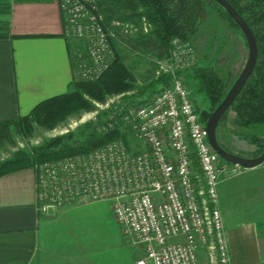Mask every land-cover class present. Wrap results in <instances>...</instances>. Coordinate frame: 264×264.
Here are the masks:
<instances>
[{"label": "built area", "instance_id": "1", "mask_svg": "<svg viewBox=\"0 0 264 264\" xmlns=\"http://www.w3.org/2000/svg\"><path fill=\"white\" fill-rule=\"evenodd\" d=\"M66 33L84 42L74 52L76 76L99 79L115 59L113 39L142 29L133 21L107 22L98 0H58ZM118 39V38H117ZM169 75L151 98L117 105L101 125L127 134L89 152L37 163V208L45 215L97 201H109L125 235L143 249L134 264H232L220 205L225 175L242 171L226 162L209 141L206 123L184 81L195 65L190 40L174 37L169 55L156 61ZM96 119V118H95Z\"/></svg>", "mask_w": 264, "mask_h": 264}, {"label": "crops", "instance_id": "2", "mask_svg": "<svg viewBox=\"0 0 264 264\" xmlns=\"http://www.w3.org/2000/svg\"><path fill=\"white\" fill-rule=\"evenodd\" d=\"M9 9L0 17L10 33L0 38V123L67 93L75 78L59 1H13ZM219 197L232 264H264V164L221 181ZM36 204L33 166L0 177V264H109L96 249L79 253L70 238L68 247L54 248L53 215Z\"/></svg>", "mask_w": 264, "mask_h": 264}, {"label": "trees", "instance_id": "3", "mask_svg": "<svg viewBox=\"0 0 264 264\" xmlns=\"http://www.w3.org/2000/svg\"><path fill=\"white\" fill-rule=\"evenodd\" d=\"M13 1L29 0H0V13H9ZM228 1L250 25L259 48L258 61L252 75L217 127L219 143L231 152L218 136L220 126L230 110L236 114L233 120L236 126L261 128L264 131V0ZM98 5L107 22L119 19L133 21L142 26L146 21L148 31L141 28L136 38L129 43H133L134 48H141L145 53L156 52L160 59L163 55H169L174 37L191 41L206 20L210 9L227 20L230 26L240 29L226 9L215 0H98ZM9 34V23L0 21V38L8 37ZM67 39L73 59L74 52L84 47V42L77 38L78 41H72L75 37L69 35ZM112 42L115 59L111 67L99 79L84 80L77 77L74 64L75 78L71 82L70 90L41 101L27 115H20L11 121L0 123V141L7 140L12 135L13 129L26 136L33 134L36 125L52 129L73 115L91 110L94 100L103 102L112 94L131 91L136 81L135 74L126 63V55L122 52L123 45H120L117 39H113ZM189 70L193 71L192 76L197 81L196 91L205 94L210 102L211 112L207 115L201 114L202 120L207 122L238 77L233 78L230 68L218 71L215 66L194 65L182 73L184 81L185 73ZM170 79L169 75L158 77L162 86L168 85ZM113 111L114 109L106 111L100 115L104 117L86 123L81 127L79 136L69 131L33 147L32 151L19 150L11 157L0 160V177L15 170L32 167L37 163L89 152L115 138L123 137L128 143L127 134L118 127L108 132L100 129V125L113 114ZM244 136L258 148L252 157H257L264 152V136L256 132L246 133ZM245 169L247 168L242 167V171Z\"/></svg>", "mask_w": 264, "mask_h": 264}, {"label": "rangeland", "instance_id": "4", "mask_svg": "<svg viewBox=\"0 0 264 264\" xmlns=\"http://www.w3.org/2000/svg\"><path fill=\"white\" fill-rule=\"evenodd\" d=\"M0 17H6V15L0 14ZM118 36L116 39L120 45H123L122 52L126 55V63L135 74L136 81L133 89L125 93L112 94L103 102L94 100L91 110L73 115L52 129L36 125L35 131L30 136L22 135L13 129L12 135L7 140L0 141V160L11 157L19 150L32 151L33 147L69 131L79 136L81 127L90 121L99 120V117H104L100 116L102 113L115 109L117 105L141 103L160 90L162 85L158 81L159 67L156 61L161 57L154 51L145 53L141 48H134L133 43L129 42L136 38V34ZM191 41L195 47V65L215 66L218 71L230 68L235 79L247 63L249 47L243 32L230 26L228 21L213 9L209 10L206 20ZM163 56L167 57L168 54ZM192 72L189 70L185 73V84L191 90L200 114L207 115L211 112L210 102L205 94L196 91L197 81L192 76ZM235 115L232 110L228 112L220 126L219 139L232 153L252 157L258 148L244 135L256 132L264 136V131L261 128L236 126L233 122ZM240 173L242 171L229 173L221 181L224 182L227 178ZM51 218L55 221L51 229L52 232L54 231L53 247L56 249L68 247L71 243L66 242V238H70L77 243L79 253L84 251L90 253L96 249L109 264H113L114 260L116 264H134L144 254L142 247L124 234L114 217L109 201H97L72 207ZM128 261L130 262L126 263ZM198 264H210L206 252L201 253Z\"/></svg>", "mask_w": 264, "mask_h": 264}, {"label": "water", "instance_id": "5", "mask_svg": "<svg viewBox=\"0 0 264 264\" xmlns=\"http://www.w3.org/2000/svg\"><path fill=\"white\" fill-rule=\"evenodd\" d=\"M215 1L220 3L226 9V11L232 16L234 21L240 27L248 43L249 56L243 71L240 73V75L232 85L231 89L227 93L226 97L213 111L206 123L209 141L213 148L224 160L232 164L239 165L243 168H254L264 164V152L257 157H244L227 151L221 146L217 139V127L222 117L232 107L237 96L242 91L247 80L252 75L255 65L258 61L259 48L253 30L251 29L250 25L245 21V19L240 15V13L235 9V7H233V5H231L228 0Z\"/></svg>", "mask_w": 264, "mask_h": 264}]
</instances>
